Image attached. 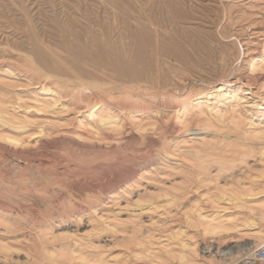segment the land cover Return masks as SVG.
<instances>
[{"label": "bare ground", "instance_id": "6f19581e", "mask_svg": "<svg viewBox=\"0 0 264 264\" xmlns=\"http://www.w3.org/2000/svg\"><path fill=\"white\" fill-rule=\"evenodd\" d=\"M246 2L252 8L243 13L244 21L263 23L261 28L253 29L250 36L254 39L244 40L248 46L244 55L247 67L239 68L243 72L238 78L230 79L232 74L221 76L195 93L165 91V87L175 85L178 63L187 60L182 46L175 43V27L190 19L181 8L63 6L40 13L38 19L27 14L23 17L20 33L25 40L11 45L12 51H0V258L4 262L13 259L15 247L22 246L29 251L25 262L34 264L38 260L30 251L39 254L41 264H136L139 260L157 264H232L264 241V199H259L258 205H246L253 201L248 197L261 193L264 170L259 174L251 173V168L247 170L248 187L238 178L243 176L236 175L242 164L248 165L247 157L254 146L262 144L259 153L264 155V130L245 113L243 105L249 100L242 85L264 81V0ZM219 45L209 48L215 54L211 61L217 65L227 58L220 42ZM18 87L25 89L19 91ZM66 114L75 116L66 120ZM191 125L195 130H212L215 141L206 136L188 140L191 143L181 157L191 165L183 161L174 165L186 172L184 179L173 184V194L165 190L167 205L151 202L147 208L151 211L163 207L171 213L172 203L179 206L186 199L191 201L195 194H207L206 200L212 203H218L219 196L220 200L242 204L253 211L245 222L250 227L244 232L249 241L225 251L228 241L216 239L240 232L237 219L204 214V208L193 202L184 214L176 213L172 222L160 225L164 232L168 231L164 239L152 233L145 235L142 217H133L128 234L121 240L136 247L126 256L107 259L99 252L90 256L84 249L98 250L99 245L85 237L76 239L74 248L60 242L70 235H56L57 224L72 219L79 223L86 211L97 212L100 206L66 210L64 203L70 204L71 196L82 199L89 194L98 200L100 197L97 201L101 203L116 200L118 190L130 186L141 171L168 166L166 153L180 147L174 142L175 133ZM246 125L253 127L247 129ZM138 141L148 142L149 156L124 173L115 174L117 167L135 160L127 151ZM95 175L100 177L96 179ZM229 184L239 190L227 188ZM206 186L215 192H199ZM37 201L55 207L56 215L42 219L34 207ZM24 209L34 217L25 216ZM100 218L102 230L115 229L109 215ZM193 230L195 233L190 232ZM233 237L238 235L230 239Z\"/></svg>", "mask_w": 264, "mask_h": 264}, {"label": "rangeland", "instance_id": "374dc122", "mask_svg": "<svg viewBox=\"0 0 264 264\" xmlns=\"http://www.w3.org/2000/svg\"><path fill=\"white\" fill-rule=\"evenodd\" d=\"M238 1L224 0L223 2V0L221 1L220 0L218 1L217 0H0V51H3V49L12 51L13 49L10 47L11 45L15 44V42L17 41L25 40V38H23L24 36L20 33V25L22 23L23 17L26 14L31 16L33 19H38L40 13H43L46 10H49L51 8H59L63 6L91 7V6H105V5L116 4V5H123V6H151V7L170 6L171 7L173 5L174 7L181 8L183 11H185V13L190 18L187 20L185 24L183 22H180L179 24L181 25V27L179 24H178V28L177 26L175 27V29L178 30L177 35H175L177 36L176 38L177 41L175 43H178L180 47L182 46L181 49L186 55L187 60L185 62L178 63L180 66L178 69L177 76L174 80L175 82L173 81L175 85H170L169 87L168 86L165 87V91L166 92L169 91L171 93L191 91L195 93L201 90L202 87L203 88L208 87L212 82L219 79L221 76L226 77V76H229V74H232L230 75L229 78L236 79V77L238 78L239 74L243 72V69L245 70V68L247 67V63H245L247 62L246 60L247 58L244 55H246L247 54L246 52H248L247 50L248 46H246L245 44L248 38L254 39L252 36H250V35H253L251 34L254 31L253 29L261 28L263 26V23L259 21L250 22L248 19H245L247 21H244L243 13H245L248 10H251L252 7H249L250 4H248L246 0H238ZM247 1L249 2L250 0H247ZM237 6L239 8H237ZM214 7H216L217 9ZM231 7L233 8V11ZM227 8H229V10ZM237 13H238V16H237ZM236 17L239 20L241 18L240 20L241 22H239V20ZM209 22H212V24ZM256 23L258 24L255 25ZM208 26H211L212 28ZM38 29H40V31H43V27L41 26H39ZM218 29H220V31ZM229 29H230V32L228 31ZM207 31L209 35L207 34ZM238 31L243 33V35L239 33ZM212 32H214V34L216 33V35H213ZM247 32L249 33V35ZM226 33H228L229 36ZM234 33L235 35H233ZM218 34L219 35L222 34V35L219 36ZM238 34L239 35L241 34L242 36L241 35L236 36ZM213 38H215V40H213ZM217 39L219 40L221 46L225 49V50L223 49L224 54L225 56H227V58L225 57L224 58L225 60L223 61L225 63L218 62L220 65L219 64L217 65V63H213L211 61L213 59L212 57L215 54H213V50L212 51L209 50L211 46L220 47ZM233 40L234 41L236 40V41L234 42ZM190 41H193V44H194L193 46H190L188 44V42L190 43ZM214 42L217 43L218 45L215 44ZM208 43L211 46H209ZM240 47H243V48H240ZM205 50H208V51H205ZM226 50H228L229 52ZM239 51H243V52L239 53ZM228 59H229V62H228ZM236 60H238V63H236L237 62ZM209 61H211L213 64L212 63H211L212 65L210 63L207 64V62ZM222 64H224V66ZM236 64H238L239 66H237ZM232 65H234L235 67L237 66V68H235L234 66L232 68ZM216 68L217 70H215ZM239 68H243V69H239ZM221 69L223 71H221ZM234 69L236 70L238 69V70L235 71ZM263 69L264 67L262 68V71L261 70L260 71L264 73ZM235 72H238V73L235 74ZM242 85H243V94L246 95L247 99L249 100V103H246L243 105L245 108V113L249 117L252 116L251 119L255 120L256 125L259 126L260 130H264V81L259 84H255L251 82L250 83L243 82ZM17 89L19 91H22L25 88L18 87ZM63 116L65 117L66 120L67 119L69 120L70 118H73L75 115L66 114ZM183 127L179 128L180 130H178L174 135L176 136V138L174 139V142L177 144L180 143V145H178L180 147L172 149L166 153L168 160L166 159L165 164L168 166H166L165 168L162 165H159L156 168L155 166L154 167L152 166L148 168V170L141 171L137 175L135 180L132 182V184L130 185L131 187L128 185L125 186V188L129 187L127 192H122L123 189H125L124 187L118 190V192H120V195L116 200L108 199V200H105L104 203H101V202H98L100 201V197L98 200L97 199L98 197L94 198L92 195H89V194L82 197V199L79 197H75L74 195L71 196V203H70L71 205L69 203H64L66 210L73 209V208L77 209V207L78 208L84 207L83 209H89L91 207V204L92 205L99 204L100 206L97 207V210H96L97 212H95L94 210L86 211L87 213H85V215L83 216V220L79 223H77L74 219H72L69 221H65L61 224H57L55 228L56 235H65V234L70 235L68 239H66L67 237L65 236L60 242L68 243V245H71L72 248H74V247H77L76 246L77 242L75 240L81 237H85L87 239L94 240L99 245L98 250L97 249L94 250L90 248L84 249V252H87L90 256H96L98 252L100 253L99 256L104 254L105 256H107V259H110L113 255L114 256L118 255V257L126 256L128 254V250H132V248L134 249L136 247L134 246V244H129L127 246L121 240L122 236L128 234L127 231L130 230L129 228L130 220L133 219V217L135 216H140L139 218L142 217L141 219L142 221H144V225H145V227L143 228L144 230L143 232L145 235L152 233L156 237L162 236V239H164L165 234H168V231L164 232L165 229H163V227H160V225L165 223L166 221H168L169 223L172 222L173 219H175L173 215L176 213H178V215L184 214L185 211L189 210V205L193 202L198 204V206H201V208H204L202 209L204 211V214L205 213L213 214V215L219 214V215H223L224 218L237 219L236 228L240 229V232H231L228 234H224L216 239V241H220L222 243L228 241L226 244L227 246L224 248L225 251L228 250L230 247L235 246L236 244L242 245L246 241H249L245 239L246 235L244 234V232L249 231L250 227L246 226L245 222L249 219V217H251V215L253 214V211L250 210L249 208L243 207L242 204H235L234 202H231L228 200L224 201L223 199L220 200L218 198L219 196L217 197L218 203H212L210 200L208 201L206 200L205 196L207 194L204 195V197L202 196L203 198L200 195H198L199 193L195 194L192 196L191 201L186 199L185 201H182V203H180L179 206L176 205L175 203H172V205H170L169 207L171 209V213L167 211L169 209L165 210L163 209V207H159L157 210H151V211H149V208H147L149 203L151 202H154L155 205H159V206L167 205V201H166L167 198L163 195L165 194L166 191L173 194L175 192V188L172 187L173 184L180 183L184 179L186 172L183 171L181 167L174 168V165L178 166L180 162L182 161L188 165H191L188 162V160H185L183 159V157H181V153L184 149H186V145L188 146V144L191 143L189 142L191 138H199L202 136L204 137L206 136L208 140L215 141L214 139H216V137L213 135L212 130L211 131L195 130L194 128L196 127L194 125L193 126L191 125V127L190 126L189 127L183 126ZM252 127L253 126L246 125L247 129L252 128ZM218 132L220 131H217V133ZM147 144L148 142H145V141L144 142L138 141L134 143L133 146L128 149L127 153H130L128 155H130V157H133L135 160L129 163H125L124 165H122L121 168L117 167L114 173L115 174L124 173L125 171L131 169L136 163H139L140 161L142 162L145 158H147L149 156V149H150L148 147L149 144L148 145ZM262 147H263L262 144H258L254 146L253 147L254 149L253 148L251 149L252 152L247 157L248 165L242 164V166L240 167L243 172L241 170L236 171V175L243 176V177H238V178H242L240 180L243 184H246V187L249 186L248 183L250 182L249 178H247V176L249 175L247 170L249 168H251V173H254V174H259L261 169L264 170V155L262 156L259 153ZM97 176L95 175L94 177L98 179ZM103 183H105V180L103 181ZM226 187L227 188H237L235 184H229ZM207 190H209L210 192L213 191L212 187H209L208 189V187L206 186V187L200 188L199 192H204L205 194ZM260 191L261 193L258 196L248 197L249 199L253 200L252 202H248V204H246L248 207L253 206V205L254 206L258 205L260 202L259 199L261 200L264 199V186L260 187ZM89 196L91 198H89ZM195 200H198V201H195ZM34 205H35L34 207L38 210L37 214L40 215L42 219L52 218L54 217V214L56 215L57 213V209L55 207L46 205L44 202L37 201ZM39 205L42 207H40ZM181 205L183 208L181 207ZM25 212H27L26 214L28 215H26ZM193 212H196V208H194ZM30 213L31 212L29 211V209H24L23 211V214H25V216L34 217V215ZM101 215L110 216L111 218L110 220L113 221V224L115 226L114 230L113 229L106 230V231L102 230L103 224L100 221ZM124 229L126 230V232L118 231V230H124ZM190 232L195 233L194 230ZM237 235L238 237H233L232 239H230V236H237ZM241 235L243 236L239 237ZM233 239L240 240V241L229 242V240H233ZM8 241L13 242L12 239H8ZM201 247H203V245ZM30 252L38 260L37 263L41 264L42 262H40L39 254L36 251H30ZM12 253H13V259L8 260V262H4V259L1 257L0 260L2 262L0 263L1 264H34L31 262L30 263L25 262L27 260L25 255L29 253V251L25 247L24 248L22 246L15 247ZM135 263L136 264H157L156 262H150L149 260H139V261H135Z\"/></svg>", "mask_w": 264, "mask_h": 264}, {"label": "built area", "instance_id": "2783aa9c", "mask_svg": "<svg viewBox=\"0 0 264 264\" xmlns=\"http://www.w3.org/2000/svg\"><path fill=\"white\" fill-rule=\"evenodd\" d=\"M232 264H264V241L249 248Z\"/></svg>", "mask_w": 264, "mask_h": 264}]
</instances>
